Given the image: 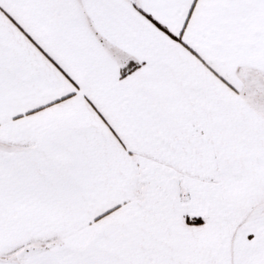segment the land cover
I'll list each match as a JSON object with an SVG mask.
<instances>
[{
    "label": "snow or ice",
    "instance_id": "obj_1",
    "mask_svg": "<svg viewBox=\"0 0 264 264\" xmlns=\"http://www.w3.org/2000/svg\"><path fill=\"white\" fill-rule=\"evenodd\" d=\"M0 264H264V0H0Z\"/></svg>",
    "mask_w": 264,
    "mask_h": 264
}]
</instances>
